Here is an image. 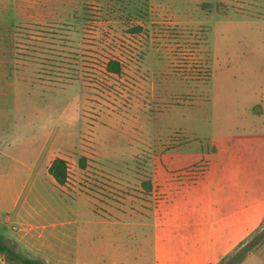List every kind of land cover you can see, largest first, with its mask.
<instances>
[{"label": "rangeland", "instance_id": "374dc122", "mask_svg": "<svg viewBox=\"0 0 264 264\" xmlns=\"http://www.w3.org/2000/svg\"><path fill=\"white\" fill-rule=\"evenodd\" d=\"M20 169L79 260L4 237L25 256L264 264V0H0V171Z\"/></svg>", "mask_w": 264, "mask_h": 264}, {"label": "crops", "instance_id": "0c3cea01", "mask_svg": "<svg viewBox=\"0 0 264 264\" xmlns=\"http://www.w3.org/2000/svg\"><path fill=\"white\" fill-rule=\"evenodd\" d=\"M25 172L26 169L0 171V207L8 213L0 222L1 235L17 241L25 252L48 255L47 259L54 262L76 260L77 251L75 246L74 250L72 248L71 233L62 228L66 224L59 220L51 222V215L46 218L36 215L27 197L21 201L23 189L33 186ZM19 203L22 204L17 208ZM13 222L15 228L9 233L4 231Z\"/></svg>", "mask_w": 264, "mask_h": 264}, {"label": "trees", "instance_id": "16d2710c", "mask_svg": "<svg viewBox=\"0 0 264 264\" xmlns=\"http://www.w3.org/2000/svg\"><path fill=\"white\" fill-rule=\"evenodd\" d=\"M117 69L120 70V66L115 63ZM68 161L63 157H56L51 162L48 171L53 176L58 185L64 186L68 180L69 174ZM0 252L9 255L11 261L18 260L21 264H48L45 261L25 256L19 251H16L13 246L4 241L3 235L0 234Z\"/></svg>", "mask_w": 264, "mask_h": 264}]
</instances>
